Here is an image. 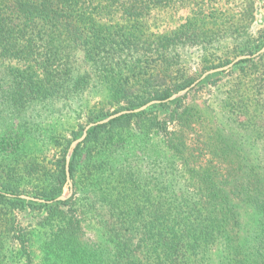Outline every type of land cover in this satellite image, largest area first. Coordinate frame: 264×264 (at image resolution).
Masks as SVG:
<instances>
[{"label": "trees", "instance_id": "1", "mask_svg": "<svg viewBox=\"0 0 264 264\" xmlns=\"http://www.w3.org/2000/svg\"><path fill=\"white\" fill-rule=\"evenodd\" d=\"M256 7L0 0V264H264Z\"/></svg>", "mask_w": 264, "mask_h": 264}, {"label": "water", "instance_id": "2", "mask_svg": "<svg viewBox=\"0 0 264 264\" xmlns=\"http://www.w3.org/2000/svg\"><path fill=\"white\" fill-rule=\"evenodd\" d=\"M264 53V47L258 51L257 53L253 54V55H242V56H239L237 57L236 59H234L231 63H229L228 65L224 66V67H220V68H216V69H212V70H209L205 73H203L190 87L178 92V93H175L173 94L168 100L166 101H172V100H175L177 98H180V97H183L184 95H186L190 89L194 88L198 83H200L202 80H204L207 76L211 75V74H214V73H217V72H222V71H227L229 70L230 68H232L236 63H238L239 61H242V60H245V59H251V58H256L260 55H262ZM164 101V102H166ZM162 101H157V100H154V101H151L145 105H143L142 107L138 108V109H134V110H127V111H122V112H119V113H116L114 115H111L109 117H107L106 119L104 120H101V121H98L97 123H91L89 124L85 130H84V133L82 135L81 138L75 140L72 144H71V147L69 149V152H68V155H67V170H68V164L70 162V159H71V156H72V153H73V150L74 148L81 142H83L85 140V138L87 137V132L90 128L96 126V125H100V124H105V123H108L110 120L114 119V118H117L121 115H125V114H133V113H139V112H142L144 110H146L147 108H149L150 106L152 105H155V104H160ZM67 180H68V184L70 186V191H65V193L58 198V200H66L68 199L71 195H72V187H73V184H72V181L70 179V176H69V173L67 172ZM23 198H26V199H32L34 200L33 198L31 197H26V196H23Z\"/></svg>", "mask_w": 264, "mask_h": 264}, {"label": "rangeland", "instance_id": "3", "mask_svg": "<svg viewBox=\"0 0 264 264\" xmlns=\"http://www.w3.org/2000/svg\"><path fill=\"white\" fill-rule=\"evenodd\" d=\"M256 5V21L254 23L255 27L264 28V0H256ZM189 16V9H181L177 14L160 13V33L167 32L171 29H174L178 25L183 24ZM223 49L224 51L222 53H225L229 48L225 44V48L223 47Z\"/></svg>", "mask_w": 264, "mask_h": 264}]
</instances>
